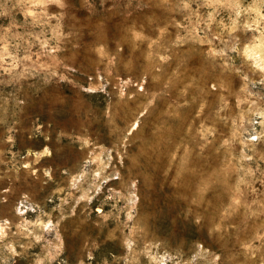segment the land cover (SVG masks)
Returning <instances> with one entry per match:
<instances>
[{
    "label": "rangeland",
    "instance_id": "rangeland-1",
    "mask_svg": "<svg viewBox=\"0 0 264 264\" xmlns=\"http://www.w3.org/2000/svg\"><path fill=\"white\" fill-rule=\"evenodd\" d=\"M0 264H264V0H0Z\"/></svg>",
    "mask_w": 264,
    "mask_h": 264
}]
</instances>
